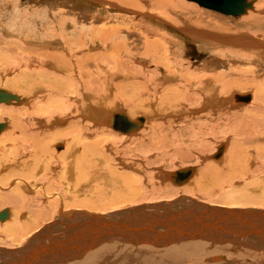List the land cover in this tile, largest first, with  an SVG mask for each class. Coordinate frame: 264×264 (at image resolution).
<instances>
[{"label": "bare ground", "instance_id": "6f19581e", "mask_svg": "<svg viewBox=\"0 0 264 264\" xmlns=\"http://www.w3.org/2000/svg\"><path fill=\"white\" fill-rule=\"evenodd\" d=\"M120 1L130 4L128 0ZM152 2L166 6L169 0ZM254 16L250 17L255 19ZM50 26L44 24L41 29L46 32L43 36L37 34L42 38L39 37L41 47L6 45L15 59L0 64V89L13 92L19 98L9 103L0 102V123H5L0 131V213H6L4 219L0 218L4 223L0 227L11 234L9 241L16 245L0 248V264H106L97 260L117 245L119 248L136 247L143 256L152 250L160 253L154 257L146 256L141 264H193L195 260L190 257L194 251L208 245L226 247L228 251L227 255H211L210 264H245L239 261L244 254L241 251L249 252L253 247L264 250V190H258L255 195L245 193L246 190L255 192L254 183H263L264 178L246 176L249 167L242 163L237 166L241 149H246L243 145L256 144L262 148L264 145V89H258L260 98L257 102L255 93L241 92L242 88L247 91L246 81L251 77L249 68L194 76L184 72L187 71L184 67L175 66L168 40L150 39L148 32L137 49L142 60L137 61V65H130V62L134 63L132 57H136L134 45L129 44L128 38H119L121 25H116V28L90 27L86 32L83 27L77 30L78 27L73 25L76 29L72 30L73 36L64 35L62 38L55 32V27ZM182 27L188 28V33L200 41L201 48L211 50V54L264 61V41L251 35L197 30L192 24ZM29 32L28 35L34 36ZM27 40L24 41L29 43ZM63 43L64 48L60 49L58 45ZM100 43L112 48L111 52L92 51ZM123 55L131 60L123 59ZM251 78L255 81L250 82L264 87L263 78ZM122 93L129 97L137 96V102L130 101L129 97H125L128 104L123 101L126 105L131 103L129 112L133 115L141 113L145 105L152 106L155 112L165 110L157 112V115L167 119L163 122L154 120L146 140L137 139V133L149 123V113L132 117L122 111L118 102ZM144 98L148 103H143ZM195 104L198 108L190 109V112H200L198 118L204 115L208 120L207 127L224 126L225 130L236 133L231 142L240 146V152L234 150L235 145L221 142L212 156L201 157L199 167L178 168L173 172L158 167L153 173L161 185L184 187L195 196L202 192L201 195L209 201L179 195L167 204L154 200L147 202L151 192L141 191L142 187L133 180L136 179L133 172L151 165L153 158L145 159L146 163L130 162L131 158L123 160L124 154L141 145L142 149H160L161 154L167 156L170 150L166 148L174 140L168 138L164 129L171 128L177 119H181L178 112L187 109L185 105L190 108ZM236 106L238 108H234ZM120 114L133 122L141 121L137 128L121 131L131 136L128 138L131 142L123 140L127 145L122 147L115 146V142L109 143L110 134L105 128L106 124L112 127ZM68 117L71 118L68 127H61ZM201 124L204 126L205 123ZM205 144L208 146L207 142ZM261 149L259 154L264 156V148ZM182 153L187 154L186 151ZM253 153L256 152H250L251 155ZM221 154V159H215ZM243 154L246 155L245 151ZM115 159L119 166L126 168L115 166ZM251 160L254 162L253 158ZM200 167L202 172H199ZM148 169H145V175H149ZM224 174L226 179L232 180L241 175L244 183L249 182L248 186L253 187L238 188V180L235 179L236 184L228 182ZM217 191L221 196L214 200L211 197ZM173 194L176 191L169 195ZM143 200L146 202H141ZM157 209L169 211L163 215ZM157 219L161 222L155 225ZM29 233L33 234L30 239L27 238ZM183 258H188V261ZM134 263L137 262H131Z\"/></svg>", "mask_w": 264, "mask_h": 264}, {"label": "rangeland", "instance_id": "374dc122", "mask_svg": "<svg viewBox=\"0 0 264 264\" xmlns=\"http://www.w3.org/2000/svg\"><path fill=\"white\" fill-rule=\"evenodd\" d=\"M152 1L153 0H128V2L130 4H127V3L124 4L120 0H0V19L1 20L7 18L6 14L11 12L13 5H15L17 8H19L21 10V18H22L20 21L21 23L19 22V24H21V25H19V24L17 25L20 27L15 28V31L18 29L17 31L19 32V28L22 27L20 29L19 33L17 31H16L17 33L15 31L14 32L8 31L5 28H3L2 26H0V39L2 41H4V43H3L0 40V42H1L0 47H2V48H0V61H1L0 64H2V63L5 64L7 62H11L12 58L15 57V55L12 56V51H9L10 50L9 47L13 46V43L15 44L14 46H16V47H18V46L19 47L30 46L32 48H35L38 46L41 47L39 44L40 43L39 37L41 35L43 36L44 32H46V30L43 32V30L41 29V26L43 28L44 24L45 25L47 24L48 27L50 25H51L50 27H52V26L55 27V32L59 33V36L61 35L60 36L61 38L65 37L66 35L72 37L73 36L72 32L76 29L80 30L81 27H83V30L86 32V29H89L90 27H91V29L93 27H99V28L113 27V28H116V25H121L122 27L117 26L119 28L121 27L120 29L122 30V31H120V34H122V35H120L119 38H122V37L128 38L127 40L129 41V44L134 45V46H132V48L135 52V53L133 52V54L136 55V57L135 58L132 57L134 63L130 62V65H134V64L137 65L139 63V62L137 63V61L142 60V58L138 55L140 53L137 52L138 51L137 49H138V47H140L143 44V40H145L146 33L148 32L149 35L148 34L147 35L149 36L150 39L159 38L163 41L168 40L171 43V49L172 50H171L170 55L173 57V60L175 61V64H176L175 65L176 67H178V68L184 67L185 69H187V71L184 70V72H188L190 74H193L194 76L201 74V73L202 74H208V75H214V73L218 74L220 72L221 73H224V72L227 73V71L229 72L232 69H237V68L238 69L239 68L240 69H243V68L248 69L249 68V70H250L249 74L251 77L258 78L256 80H259L261 78H263V80H264V61H258L257 59H247V58L243 59L239 56L233 57V55L223 56L221 54L214 53V52H213V54H214L213 55V54H211L212 53L211 50H203V48H201L200 41L196 37H194L190 33H188L189 32L188 28L182 27L185 24H189V25L192 24V26H194V28H196L197 30H208V31H211L214 33L219 32V33H228V34H247V35H251L255 38H258L259 41H264V0H253V7L251 9H249L252 11V13H250L251 12L250 11V12L245 13L239 17L225 15L223 13H220V12H217V11H214L211 9H207V8L202 7L198 3L191 1V0H169V2L168 3L166 2V4H165L166 6H163L162 4H160L158 2H152ZM109 2H113V3L110 4ZM137 2L139 3V5H137ZM30 15H32L31 16L32 18H30ZM35 15L36 16L38 15V18L40 17L39 20ZM251 15H255L254 17H256V18L252 19L250 17ZM33 16H35L36 18H34ZM65 18H66L67 22L65 21ZM28 19H29V21H28ZM65 22H66V24H65ZM75 23L77 26L75 25ZM28 24H29V26H28ZM30 24H31L32 29H33V27H36L34 29H37V30H34V29L32 30L30 28ZM25 25L28 27L26 28ZM71 25H72V28L69 29L71 27ZM73 27L74 28L78 27V28L74 29ZM65 29L66 30L68 29V31L66 32ZM60 31H61V33H60ZM139 31L140 32L142 31V32L140 33ZM23 32H24V34H23ZM27 32H29V34L34 33V36H33V34H30L32 36L29 37L30 35H28ZM39 33L41 34L40 36L37 35ZM142 33L145 35H142ZM22 34H23V37H22ZM35 35L38 37H35ZM21 38L23 39V41ZM30 39L32 40L33 43L31 42ZM24 40L29 41V43L28 42L26 43ZM8 42H10V43H8ZM132 42H133V44H132ZM11 43H12V45H11ZM135 44H136V46H135ZM6 45L9 47L7 48ZM87 46H88V44H87ZM58 47L60 49H63L64 43L62 45L61 44L58 45ZM103 47H104V45L100 43L97 45V47L92 49V51L96 50L95 52H102L101 50H103L105 52H108V51L111 52L112 48H108L105 46L103 49ZM16 49L17 48H14V51H16ZM2 53L4 56L2 55V57H1ZM125 56L127 57V55H123L122 58L128 60L129 58L128 57L126 58ZM227 57H228V59H227ZM14 59L15 58H13V60ZM129 60H131V59H129ZM146 61H147V59H146ZM192 71H194V72H192ZM251 77L249 78L251 80L247 79V81H246L247 86H248L246 88L247 91L244 90L245 88H242L243 91H241V92L245 91V92H251L253 94L255 93L254 99L257 102V100H258L257 98H260L257 95V93L259 92L258 89L261 90V89H264V87L259 86L256 82H254L255 80L252 79ZM252 80H254V81L250 82ZM248 88L250 90H248ZM251 88H252V90L254 89V91H252ZM235 89L237 90V88H235ZM15 92H17V91H15ZM129 96H126L122 93V97L120 98L122 100L118 99V102L121 104L122 111H125V113H129L130 115H132V117H136V116H140V115L146 116L145 114L149 113L148 114V116L150 117L149 123H147V125L145 126V128L143 130H141L139 133H137V139L146 140L147 136H149L151 134V130H150L151 123L154 122V120H155V122H163L162 120L167 119V117L165 118V117H162L161 115H157V112H164L165 110L158 109L157 112H155L154 108L152 109V106H150V108H149V105H147V106L145 105L146 108L141 109V113L139 112V113H136L137 115L136 114L133 115L129 112L131 103H129V105H126L128 103H126V101H125L126 100L125 97H129ZM128 99H130V101H132V102L133 101L137 102V100H138L137 96H133V95H131V97H129ZM146 99L147 98L143 99V103H148V102H146L148 99L147 100ZM123 101H125L126 104ZM3 104L4 105H10V104H6V103H3ZM238 104L240 106H247V105L249 106V104H247V103H238ZM186 106H187V109H185V110L181 109L178 112V114L180 113L181 119H177L174 122L175 125H173L171 128L168 127L169 129L168 128L164 129V132L167 134L168 138L170 140L171 139L174 140V143L170 144L171 145V146H169L170 148L169 147L166 148V149L170 150L169 151L170 153L167 156L162 155L161 151H159L160 149H154V148L151 149L148 147H143V149H142V147H140L141 145L137 146V149H136L137 151L130 149L131 151L127 150V153L124 154L123 160L126 159L125 161H128L131 158L129 160L130 162H133L136 160L137 162L143 161L146 163L145 159L148 160V159L153 158L151 160L152 161L151 165L148 164L149 166H146V168H139L142 172L138 171V170L135 171L136 173L133 172V174L136 176V179L133 178V180L137 182V184H138L137 186L142 187L141 191L143 192L145 190V192H147V190H148V192H151V196L149 198V201L146 199L147 202H154V201L157 202L158 201V202H162V203L167 204V203L171 202V200H175V199L179 198V195H180V197L181 196L182 197H185V196L186 197H190V196L193 197V196H195V194H192L191 192H188L187 190H185L184 187H182V189H179L178 186L171 185V184L170 185L169 184H167V185L162 184L161 185L159 183L158 177L154 176V174L157 172L156 168L161 167L166 172H169V171L173 172L174 170H176L178 168L181 169V168H186V167H190V166L199 167L200 164L202 163L201 157H204L205 155L212 156L216 152L215 150L217 149V146L221 142H226L227 145H230V144L232 146L235 145L234 150L240 152L239 151L240 146H237L236 143L231 142L233 139L232 137L236 135V133H234V131L231 132V131H229V129L225 130L223 128L224 126L219 127V128L218 127L211 128L209 126L207 127L206 123L208 120L205 118L204 115L202 118H198V116L201 115L200 112H198V113H191L190 112V109L193 110L196 107L198 108V105L195 104V106H191L190 108H189V105H185V107ZM125 107L128 109H126ZM131 108H132V106H131ZM234 108H238V106H236ZM189 113H191L190 116H188ZM59 116H62V115H59ZM71 118H73V116H71ZM71 118L68 117L66 122L60 126L61 127L63 126V128L64 127L67 128L68 127L67 125L69 124V122H70L69 120H71ZM190 119H191V121H189ZM5 120L8 121V119H5ZM184 120H186L187 122ZM203 122L205 124H204V126H201L202 125L201 123H203ZM223 124L224 123H222V125ZM110 127H111L110 125H107V124L105 125L106 130H108V131H106V133L110 134V138H111L109 143L115 142V146H121V147L124 146L126 144L124 142H128V140H129L128 138H130L131 136L126 134V133H122L119 130L114 129L113 127H111V128ZM199 128L202 131H200ZM139 134L142 136H140ZM126 135H127V139L125 138ZM132 137H134V136H132ZM123 140H124V142H123ZM125 140H127V141H125ZM129 142H131V141L129 140ZM204 142L205 143L207 142L208 146H205L206 144ZM243 146H244V148L247 149V152H246V149L245 150L241 149L242 154H240L241 153L240 152L239 156H238V158H239L238 162L240 160V163H239V165L237 164V166H240V164L242 163L243 165L249 167V169L247 170L246 176H251V178H253V179H256V178L258 179V177H260V176L262 178H264V175H263L264 174V170H263L264 169V161H263L264 156L259 154V151L262 148V146L259 147V146H256V144L255 145L249 144L247 146L245 144ZM243 146H242V148H243ZM258 147H259V151H258ZM236 148H238V149H236ZM263 148H264V145H263ZM263 148L261 150H263ZM142 151H144V152H142ZM182 151L187 152L186 156L183 155ZM243 151H245V154H246L245 156L243 154ZM145 152H147L146 156H145ZM250 152H256V153H253L254 155L253 154L251 155ZM108 153L110 154L109 151H108ZM130 153H132V154H130ZM247 153H248L249 157L247 156ZM110 155H111V157H114V154L113 155L110 154ZM136 155L138 157H135ZM223 155H224V153H223ZM223 155L221 154L220 156H218L216 158L214 157V158L219 160L223 157ZM258 155H260V156H258ZM120 156H123V155H120ZM248 158H250V159L248 160ZM252 158H253L254 162H252V160H251ZM245 159L247 160L246 164H245ZM241 160H243V161H241ZM236 161L237 160H235V162ZM113 164L114 165L116 164L115 166L118 167L119 166L118 160L115 159ZM223 164H225V163H223ZM251 166H253L252 169H251ZM119 167L124 168V169L126 168V167H122V166H119ZM200 168L201 169L199 172H202V167H200ZM145 169L150 170L149 175L144 174L146 172ZM130 170H133V169H130ZM253 172L255 174H253ZM131 173H132V171H131ZM250 173H252V174L250 175ZM238 176L239 177H235V179L238 180V183L236 186H240L238 188L247 186L246 189H250L253 187V186H248L249 182L244 183L245 179L241 175H238ZM223 177L228 182H232V183L235 182V184L237 182L234 178H233V180L231 178L226 179L227 177L225 176V174L223 175ZM172 182L174 183V181H172ZM262 182L263 183H258V184L254 183L255 192L252 190H250V191L246 190L245 193L250 192L253 195H255L258 190L261 189L263 191L264 190V180ZM175 191H176V194H173V196L169 195L170 193L172 194V192H175ZM201 194H203V193L198 192L197 195L195 196V198L198 197L199 198V199L197 198L198 200H203V199H205L206 201L210 200L209 198L206 199V196H203ZM220 194L221 193L219 191H217L215 194L212 195L211 198L212 199L215 198L214 200L220 199V196H221ZM146 200H143L141 202L145 203ZM139 204H141V203H139ZM91 211L97 212L98 210H91ZM156 211H158V213H161L163 215H167L169 210L157 209ZM135 216H136V214H135ZM159 222H161V219H157V221H155V223H157V224H155V225H158ZM0 223H1L0 226L4 225L3 222L0 221ZM146 229H149V228L147 227ZM160 229H162V228H160ZM3 231L4 230L2 229V227H0V238L2 237L1 239H3V241H4V242H1L2 240L0 239V248L1 247L16 246L14 244L12 245L10 242L11 240H10L9 236H11V234L9 232L7 233V231L6 232L4 231L5 234L1 233ZM61 233H62V230H61ZM61 233L59 235L60 237L62 235ZM32 235L33 234L29 233L27 235V238L30 239V237H32ZM7 237H8V239H7ZM5 239H7V240H5ZM135 248L136 247L124 248L122 246H120V248H119V246L117 245L115 248H113L114 250H112L108 254L103 253L105 255L103 256V258H101V259L99 258L100 260H97V262L98 261L99 262L104 261L106 264H122V263L131 264V262L136 261L137 263H134V264H141V260H143L146 256L147 257L148 256L154 257L156 254H160L159 252L152 250V252L150 251L151 253L147 252L145 254H148V255L143 256ZM250 248L251 247H249V249ZM253 248L254 249L256 248V249L253 250ZM253 248H251L249 252H246L245 250L240 252V253H244L243 255H241V257H240L241 259H239V261H241L240 263L243 262L246 264V263L251 262L252 264H260V263L264 264V260L262 261V259H264V253L260 252V251H264V250L260 249V247H253ZM195 249H197V246H195ZM256 250H258V251H256ZM191 252H192V250H191ZM245 252L247 255L245 254ZM202 253H204L205 256L202 255ZM221 254H226V255L228 254L226 247L225 248L210 247L208 245V247H206L205 249H203L201 247V249H199L198 252L194 251V253H193L194 256L192 255L190 258L195 260V261L193 260L194 261L193 264H210L209 263V257L211 258V255H221ZM187 255H189V254H187ZM199 257H200V259H199ZM188 258H183V259L184 260L187 259L186 261H188ZM229 259L231 260V258H227L226 260H229ZM139 261H140V263H139ZM205 261H207V262H205ZM247 261H249V262H247Z\"/></svg>", "mask_w": 264, "mask_h": 264}, {"label": "water", "instance_id": "95a60500", "mask_svg": "<svg viewBox=\"0 0 264 264\" xmlns=\"http://www.w3.org/2000/svg\"><path fill=\"white\" fill-rule=\"evenodd\" d=\"M198 3L200 6L207 9H211L225 15H230L234 17H239L247 12V10L253 7V0H192ZM12 99H19L17 95L8 92L6 90L0 89V102L9 103ZM114 124H111L112 127L116 130L126 132L131 128H134L139 125L140 120L133 122L128 119L124 114H120L115 120ZM5 123H0V131L4 128ZM6 213H0V218L4 219ZM258 227V225H256ZM255 226V227H256ZM234 227V226H233Z\"/></svg>", "mask_w": 264, "mask_h": 264}, {"label": "clouds", "instance_id": "9594fccd", "mask_svg": "<svg viewBox=\"0 0 264 264\" xmlns=\"http://www.w3.org/2000/svg\"><path fill=\"white\" fill-rule=\"evenodd\" d=\"M7 18L0 20V26L8 31H14L21 21V10L13 5L11 12L7 13Z\"/></svg>", "mask_w": 264, "mask_h": 264}]
</instances>
